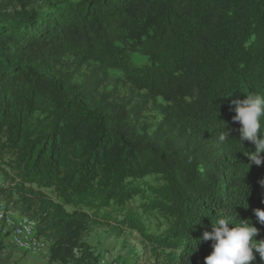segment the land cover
Masks as SVG:
<instances>
[{
  "label": "trees",
  "instance_id": "obj_1",
  "mask_svg": "<svg viewBox=\"0 0 264 264\" xmlns=\"http://www.w3.org/2000/svg\"><path fill=\"white\" fill-rule=\"evenodd\" d=\"M111 72L125 94L105 89ZM246 92L264 93V0H0V164L13 182L0 191L52 261L90 264L79 240L107 225L138 232L159 264H204L220 214L264 238V163L233 120Z\"/></svg>",
  "mask_w": 264,
  "mask_h": 264
},
{
  "label": "rangeland",
  "instance_id": "obj_2",
  "mask_svg": "<svg viewBox=\"0 0 264 264\" xmlns=\"http://www.w3.org/2000/svg\"><path fill=\"white\" fill-rule=\"evenodd\" d=\"M144 57L132 56L135 63L143 62ZM111 79L105 89L111 91L113 95L125 94L124 86L113 87L112 80L118 76L117 72H111ZM150 176L144 177L143 183L151 184ZM12 175L0 164V188L12 186ZM145 186L143 188L145 189ZM12 199L8 200L7 193L0 191V264H62L59 261H52L49 258V243L43 239H38L34 235L22 239L23 244L15 243L13 231L20 223L26 222L34 227L35 224L27 217L18 213L12 205ZM140 203L139 196H135L128 202L129 206H137ZM160 219L152 214L145 219V224L149 231L157 229ZM33 237V238H32ZM29 241H28V240ZM27 241V242H26ZM79 246L87 251L91 258L90 264H159L153 258L148 245L144 242L140 234L132 230H124L120 235L113 233L112 228L107 225H92L79 240ZM22 246V247H21ZM81 251H75V256L79 257ZM63 264H76L72 260L66 259ZM80 264H88L81 262Z\"/></svg>",
  "mask_w": 264,
  "mask_h": 264
},
{
  "label": "clouds",
  "instance_id": "obj_3",
  "mask_svg": "<svg viewBox=\"0 0 264 264\" xmlns=\"http://www.w3.org/2000/svg\"><path fill=\"white\" fill-rule=\"evenodd\" d=\"M232 103L236 106L233 120L240 124L239 142L246 140L255 146L254 151L247 150L246 156L251 163L260 166L264 163V156L261 155L264 153V93L246 92L245 98L233 100ZM228 137L231 136L227 129V135L221 134L218 139L224 142ZM253 211L257 221L264 224V209L256 208ZM211 223V230L204 231L201 238L211 241L212 248L204 257V264H250L257 253L264 260V238L256 239L259 229L251 219L238 217L234 220L220 214Z\"/></svg>",
  "mask_w": 264,
  "mask_h": 264
},
{
  "label": "bare ground",
  "instance_id": "obj_4",
  "mask_svg": "<svg viewBox=\"0 0 264 264\" xmlns=\"http://www.w3.org/2000/svg\"><path fill=\"white\" fill-rule=\"evenodd\" d=\"M35 226V225H34ZM34 227L30 226L29 223H26L25 221L20 223L18 227L13 231V236L18 238H25L34 235L33 234ZM30 238V237H29ZM28 238V239H29ZM33 238V237H32ZM15 240V243H20V240L17 238H13ZM26 239V238H25ZM27 239V240H28ZM31 239V238H30ZM29 241V240H28ZM27 242V241H26ZM22 247V246H21Z\"/></svg>",
  "mask_w": 264,
  "mask_h": 264
},
{
  "label": "built area",
  "instance_id": "obj_5",
  "mask_svg": "<svg viewBox=\"0 0 264 264\" xmlns=\"http://www.w3.org/2000/svg\"><path fill=\"white\" fill-rule=\"evenodd\" d=\"M0 219H1V218H0ZM14 238L19 239V240H20V243L23 244V241H22L23 238H18V237H14Z\"/></svg>",
  "mask_w": 264,
  "mask_h": 264
}]
</instances>
